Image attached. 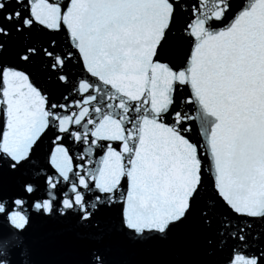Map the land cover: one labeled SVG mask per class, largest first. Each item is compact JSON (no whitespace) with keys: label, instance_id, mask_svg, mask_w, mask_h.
<instances>
[{"label":"snow or ice","instance_id":"snow-or-ice-1","mask_svg":"<svg viewBox=\"0 0 264 264\" xmlns=\"http://www.w3.org/2000/svg\"><path fill=\"white\" fill-rule=\"evenodd\" d=\"M62 29L67 52L33 39ZM182 43L189 52L177 62L169 48ZM77 56L84 78L66 71ZM37 60L81 98L51 103L21 70ZM0 108V264H17L4 253L37 214L70 219L92 241L86 264H112L116 236L166 243L190 223L207 233L211 257L233 242L223 264H264L254 247L264 242L254 233L264 229V0H0ZM196 122L203 145L189 136ZM49 131L52 174L26 176L9 195L5 173L23 175ZM69 139L85 146L84 163L74 166ZM202 148L214 170L209 202Z\"/></svg>","mask_w":264,"mask_h":264},{"label":"water","instance_id":"water-1","mask_svg":"<svg viewBox=\"0 0 264 264\" xmlns=\"http://www.w3.org/2000/svg\"><path fill=\"white\" fill-rule=\"evenodd\" d=\"M61 4L66 0H60ZM33 39L49 40L55 39L57 44L63 51H69V41L66 30L59 32L46 31L44 33H33ZM18 43V42H17ZM15 46V45H14ZM189 52V45L182 43L179 45L173 44L169 48V55L177 62H181ZM10 62H14L13 58H9ZM21 70L27 71L39 84L47 88V94L50 97L51 103H65L63 97L68 96L70 99L79 100L81 97L76 92H69L68 88L58 83L54 74L46 72L39 60L27 65L21 66ZM66 71H70L73 76L80 74L79 78H84L85 74L82 71L81 62L77 57L73 58L68 65ZM189 90L185 88L187 93ZM75 110V109H73ZM3 130V115L0 108V131ZM74 130H78V126ZM194 142L203 145L205 138L200 130L199 122L192 125V131L189 133ZM54 139L53 131H49L42 137L39 142V147L35 149L29 165L21 173L11 175L5 173L3 187L5 191L12 195L18 188L20 181L26 176H34L35 173L41 172L52 174L50 165L43 166L47 163V156L51 151V144ZM66 146L69 147V154L73 156V164L84 163L79 160L78 156L82 155L85 146L68 140ZM202 165L203 174L207 178L203 199L206 202L211 201L215 195L214 190V170L211 168V157L207 154L206 149L202 148ZM104 155V149L97 148L92 155L93 164L90 167H95V162ZM4 167L3 160H0V169ZM122 190H127L126 179L122 181ZM119 198L117 197V201ZM221 212L224 215H230L231 210L223 201H220ZM107 213L110 221L116 224V207L115 205L107 206ZM235 222V221H233ZM8 226L0 224V232L7 229ZM264 229L257 226L254 228V233L259 236V233ZM205 233L196 223H190L179 228L166 243L153 242L148 244L133 243L130 240L116 236L110 244L109 259L112 264H211L213 259L217 264H223L229 252V245L233 242L226 240L225 243L218 245L213 257L207 252L204 239ZM15 245L12 249L4 254L9 258H14L17 264H86L88 259L89 249L92 247V241L88 239L83 232L78 229L73 222L63 219H47L40 217L38 214L33 222L32 227L23 236L13 234ZM259 247L264 248V242L257 241L254 243ZM13 252L15 255L13 256Z\"/></svg>","mask_w":264,"mask_h":264}]
</instances>
